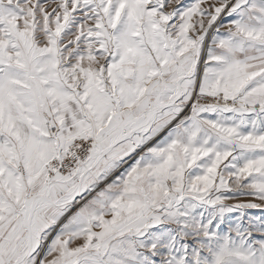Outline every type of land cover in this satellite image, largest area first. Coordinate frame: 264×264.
<instances>
[{"label":"rangeland","instance_id":"rangeland-1","mask_svg":"<svg viewBox=\"0 0 264 264\" xmlns=\"http://www.w3.org/2000/svg\"><path fill=\"white\" fill-rule=\"evenodd\" d=\"M0 264H264V0H0Z\"/></svg>","mask_w":264,"mask_h":264},{"label":"built area","instance_id":"built-area-1","mask_svg":"<svg viewBox=\"0 0 264 264\" xmlns=\"http://www.w3.org/2000/svg\"><path fill=\"white\" fill-rule=\"evenodd\" d=\"M77 143H71L66 147L65 151H60L57 154L51 156L46 163V169L49 174L54 173H66L70 169L74 168L76 164L84 160V154H87V151L83 155L78 156L76 154ZM70 154L71 156H78L75 161L67 157ZM80 155V154H79Z\"/></svg>","mask_w":264,"mask_h":264},{"label":"crops","instance_id":"crops-1","mask_svg":"<svg viewBox=\"0 0 264 264\" xmlns=\"http://www.w3.org/2000/svg\"><path fill=\"white\" fill-rule=\"evenodd\" d=\"M96 123V122H95ZM96 124H98V122L96 123ZM67 136H69V134H65L64 136H63V138H65V137H67ZM35 138H36V136H35ZM30 153V152H29ZM74 195H75V192H74Z\"/></svg>","mask_w":264,"mask_h":264}]
</instances>
